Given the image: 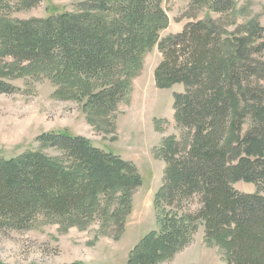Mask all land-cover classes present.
Returning <instances> with one entry per match:
<instances>
[{"label": "trees", "instance_id": "1", "mask_svg": "<svg viewBox=\"0 0 264 264\" xmlns=\"http://www.w3.org/2000/svg\"><path fill=\"white\" fill-rule=\"evenodd\" d=\"M40 1L11 6L0 0V12L29 10ZM162 1L90 0L75 12L27 21L0 15V60L8 58L18 71L43 69L71 98L87 99V109L104 114L127 96L143 56L157 46L162 61L156 86L184 87L174 95L173 109L185 134L163 141L158 230L136 244L127 264L171 260L189 245L199 223L206 241L225 250L226 264H264V61L255 56L263 49L255 41L264 27L249 23L230 33L206 20L160 40L168 24ZM235 4L211 3L214 12L225 13H233ZM13 90L0 78V94ZM247 120L252 124L243 131ZM42 140L62 157L30 152L0 158V229L24 230L36 216L75 225L124 220L131 192L141 185L133 165L79 136ZM238 183L254 186V193H239ZM195 199L200 206L191 211Z\"/></svg>", "mask_w": 264, "mask_h": 264}, {"label": "rangeland", "instance_id": "2", "mask_svg": "<svg viewBox=\"0 0 264 264\" xmlns=\"http://www.w3.org/2000/svg\"><path fill=\"white\" fill-rule=\"evenodd\" d=\"M11 6L15 0H4ZM90 0H41L29 10L2 11L11 20L45 19L61 12H75ZM215 0H163L168 20L159 39L179 34L189 23L211 20L232 33L237 27L257 22L264 27V0H236L233 13L214 12ZM14 6V5H13ZM262 48L255 55L264 61V33L255 41ZM162 61L157 46L145 53L142 68L132 79L127 96L110 113L97 114L86 108L87 99H73L68 88L55 83L43 69L18 71L12 61L0 60V78L14 90L0 94V158H17L39 152L52 159L63 153L44 145L42 136L66 133L89 141L103 152H111L137 170L141 185L131 192L129 212L123 221L103 222L93 218L83 225L36 216L24 230L0 229V264H127L130 251L147 234L158 230L155 196L165 182L163 141L185 134L174 120V95L183 85L159 89L154 72ZM11 66L13 71L6 75ZM63 89V90H62ZM247 120L243 131L251 126ZM239 193L252 194L254 186L238 183ZM198 199L190 205L199 208ZM115 205L111 206L110 212ZM160 264H226V252L207 242L202 223L189 245Z\"/></svg>", "mask_w": 264, "mask_h": 264}]
</instances>
